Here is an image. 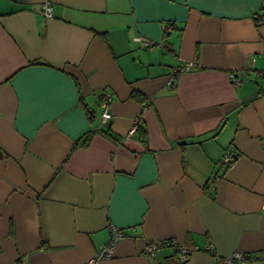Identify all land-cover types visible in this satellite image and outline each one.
Masks as SVG:
<instances>
[{"label": "crops", "instance_id": "0c3cea01", "mask_svg": "<svg viewBox=\"0 0 264 264\" xmlns=\"http://www.w3.org/2000/svg\"><path fill=\"white\" fill-rule=\"evenodd\" d=\"M262 68L264 0H0V264L264 256Z\"/></svg>", "mask_w": 264, "mask_h": 264}, {"label": "built area", "instance_id": "2783aa9c", "mask_svg": "<svg viewBox=\"0 0 264 264\" xmlns=\"http://www.w3.org/2000/svg\"><path fill=\"white\" fill-rule=\"evenodd\" d=\"M41 11L45 16H50L51 6L49 1H44L42 3ZM257 23L260 22L259 19L256 20ZM169 28V27H167ZM141 43L145 46H148L152 43L146 37H137ZM195 64L192 61H179L176 65L170 68L167 77V83L170 84L173 82L177 73L189 70L194 68ZM260 74L262 78H264V68L260 70ZM229 79L233 83H237L236 73L231 71L228 73ZM111 99V94L109 92H103L99 99V104L101 107L100 115H99V130L104 132L109 131V121L111 119V112L109 110V101ZM140 117H137L135 122H139ZM135 123V124H136ZM135 128V125H134ZM232 159V154L227 151L224 155V161L229 162ZM109 233L107 239L98 247L95 251L94 255L90 257L85 264H101V262L107 258L112 257L115 246L117 242L125 236V232L123 229L117 227L113 223L108 224ZM174 244L176 251H177V260L179 264L184 263L190 256L191 249L184 246L181 243H178L172 239L169 240H152L148 242L145 246V252L148 255H154L156 249L161 244ZM252 263L257 262L258 264H264V256H254L252 252H241V251H234L231 254L224 255V256H215L214 263L215 264H245V263Z\"/></svg>", "mask_w": 264, "mask_h": 264}, {"label": "trees", "instance_id": "16d2710c", "mask_svg": "<svg viewBox=\"0 0 264 264\" xmlns=\"http://www.w3.org/2000/svg\"><path fill=\"white\" fill-rule=\"evenodd\" d=\"M138 124H139V123L137 122V123L135 124V126L138 125ZM108 133H109V132H108ZM211 187H212V190L210 191V190H209V186H207L206 184L203 186L204 191H206V193H207L208 195L213 196V193H214V185L212 184ZM171 245H174V244L172 243ZM174 247H175V246H174ZM175 251H176V248H175ZM176 254H177V251H176ZM176 257H177V255H176Z\"/></svg>", "mask_w": 264, "mask_h": 264}]
</instances>
